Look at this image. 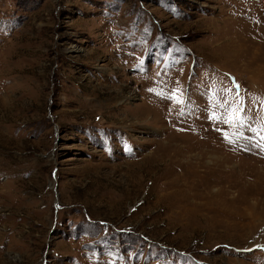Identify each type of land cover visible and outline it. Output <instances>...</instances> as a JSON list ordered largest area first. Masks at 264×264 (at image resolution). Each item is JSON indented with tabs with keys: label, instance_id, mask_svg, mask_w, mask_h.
<instances>
[{
	"label": "rangeland",
	"instance_id": "1",
	"mask_svg": "<svg viewBox=\"0 0 264 264\" xmlns=\"http://www.w3.org/2000/svg\"><path fill=\"white\" fill-rule=\"evenodd\" d=\"M263 64L264 0H0V264H264Z\"/></svg>",
	"mask_w": 264,
	"mask_h": 264
},
{
	"label": "snow or ice",
	"instance_id": "2",
	"mask_svg": "<svg viewBox=\"0 0 264 264\" xmlns=\"http://www.w3.org/2000/svg\"><path fill=\"white\" fill-rule=\"evenodd\" d=\"M238 88V85L236 86ZM238 95V94H237ZM239 111H243V109H240ZM228 122L232 124L236 123H243V118L240 116L238 111H234L229 115Z\"/></svg>",
	"mask_w": 264,
	"mask_h": 264
},
{
	"label": "bare ground",
	"instance_id": "3",
	"mask_svg": "<svg viewBox=\"0 0 264 264\" xmlns=\"http://www.w3.org/2000/svg\"><path fill=\"white\" fill-rule=\"evenodd\" d=\"M262 68H264V64H263V65H260V66L257 68V71H258L259 69H262Z\"/></svg>",
	"mask_w": 264,
	"mask_h": 264
}]
</instances>
